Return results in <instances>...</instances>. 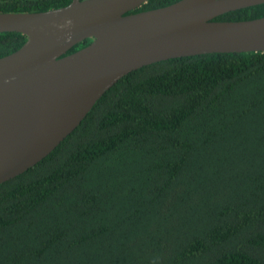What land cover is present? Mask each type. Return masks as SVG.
<instances>
[{
	"label": "trees",
	"instance_id": "1",
	"mask_svg": "<svg viewBox=\"0 0 264 264\" xmlns=\"http://www.w3.org/2000/svg\"><path fill=\"white\" fill-rule=\"evenodd\" d=\"M71 1L0 0V13ZM262 17L264 4L214 20ZM26 39L0 33V58ZM0 264H264V53L169 59L119 79L0 184Z\"/></svg>",
	"mask_w": 264,
	"mask_h": 264
},
{
	"label": "water",
	"instance_id": "2",
	"mask_svg": "<svg viewBox=\"0 0 264 264\" xmlns=\"http://www.w3.org/2000/svg\"><path fill=\"white\" fill-rule=\"evenodd\" d=\"M147 1L72 0L45 12L0 13V33L27 38L0 58V184L49 155L132 71L181 57L264 53V17L214 20L264 0H180L129 14Z\"/></svg>",
	"mask_w": 264,
	"mask_h": 264
}]
</instances>
